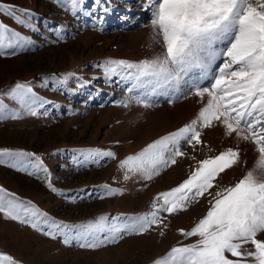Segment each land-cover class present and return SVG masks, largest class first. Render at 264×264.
Returning <instances> with one entry per match:
<instances>
[{
    "label": "rangeland",
    "instance_id": "1",
    "mask_svg": "<svg viewBox=\"0 0 264 264\" xmlns=\"http://www.w3.org/2000/svg\"><path fill=\"white\" fill-rule=\"evenodd\" d=\"M148 3L81 0L74 6L73 0H0L12 9H0V31L6 28L9 36L16 33L27 41L22 48H4L5 54L0 55V112L5 117L0 119V149L8 150L0 153V189L46 214L49 222L79 225L101 216L112 222V218L147 212L157 193L177 186L195 163L178 158L151 181L139 175L125 179L118 167L127 155L194 119L206 102L190 94L197 70L179 91L153 96V107L116 103L139 93L128 92L131 82L122 79L123 73L106 79V62L135 63L163 51L153 38V8L146 7ZM222 63L223 58H218L211 72ZM18 83L31 89L25 96L29 103L39 98L33 105L38 115L26 113L13 92ZM200 83L210 86V80ZM16 114L18 118H11ZM201 132L203 144L195 151L182 145L188 156L204 159L229 147L241 151V163L221 174L222 186L234 184L253 166L257 154L247 149L252 143L225 135L218 123ZM105 151L116 153V158L95 154ZM49 182L56 191L48 187ZM109 189L120 191L105 195ZM208 200L202 198L176 215L162 213L168 224L163 236L154 228L95 250L75 242L65 245L62 236L53 239L0 213V254L18 264H152L178 242L197 239H185L177 230L190 229L206 213ZM41 226L48 230L47 225ZM0 264L9 262L0 260Z\"/></svg>",
    "mask_w": 264,
    "mask_h": 264
},
{
    "label": "snow or ice",
    "instance_id": "2",
    "mask_svg": "<svg viewBox=\"0 0 264 264\" xmlns=\"http://www.w3.org/2000/svg\"><path fill=\"white\" fill-rule=\"evenodd\" d=\"M80 2L73 0V5ZM146 7L153 8V38L161 43L163 51L135 63L106 62V79L123 73L122 79L131 82L128 92L139 93L116 103L124 107L132 102L153 107L150 102L153 96L179 91L182 82L186 83V78L197 70L199 76L192 82L190 94L206 102L194 119L127 155L118 167L124 170L125 179L139 175L151 181L174 166L178 158L188 157L195 163L187 178L157 193L149 211L112 218V222L105 216L79 225L49 222L46 214L10 197L3 189H0V213L53 239L62 236L65 245L75 242L80 248L95 250L154 228H159L163 236L168 224L162 213L176 215L202 198H209L206 213L190 229L177 230L185 239H197L192 243L178 242L152 264H264V238H260L264 235V0H149ZM0 9L12 11L3 4ZM25 43L19 34L9 36L6 28L0 31V55L5 54L6 47L22 48ZM221 57L223 63L212 73L211 66ZM204 80H210L209 87L201 86ZM13 92L27 114L38 115L33 105L39 98H32L31 103L25 99L31 92L29 87L18 83ZM39 106L43 107V101ZM3 118L0 112V119ZM11 118H18V114ZM214 123L223 126L225 135L234 134L237 140L252 143L257 154L253 166L227 186L218 180L226 170L241 163L239 147H229L199 160L182 150V145L187 144L195 151L203 144L201 130ZM6 152L7 149H0V153ZM95 154L116 158L112 151ZM48 187L56 191L50 182ZM119 191L109 189L105 195ZM42 223L47 225V231ZM0 260L18 264L5 254H0Z\"/></svg>",
    "mask_w": 264,
    "mask_h": 264
},
{
    "label": "bare ground",
    "instance_id": "3",
    "mask_svg": "<svg viewBox=\"0 0 264 264\" xmlns=\"http://www.w3.org/2000/svg\"><path fill=\"white\" fill-rule=\"evenodd\" d=\"M184 111H185V110H184ZM188 112H189V111H188ZM182 115H183V114H182ZM169 125H170V124H169ZM254 147H255V146H254V145H251V144H248V145H247V149H248L249 152L254 151ZM244 151H246V150L244 149ZM244 151H243V152H244ZM248 151H247V152H248ZM247 152H244L243 154H248ZM248 155H249V154H248ZM250 155H251V154H250Z\"/></svg>",
    "mask_w": 264,
    "mask_h": 264
}]
</instances>
